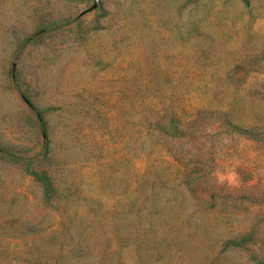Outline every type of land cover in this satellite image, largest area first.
<instances>
[{
	"label": "rangeland",
	"instance_id": "374dc122",
	"mask_svg": "<svg viewBox=\"0 0 264 264\" xmlns=\"http://www.w3.org/2000/svg\"><path fill=\"white\" fill-rule=\"evenodd\" d=\"M0 264H264V0H0Z\"/></svg>",
	"mask_w": 264,
	"mask_h": 264
},
{
	"label": "trees",
	"instance_id": "16d2710c",
	"mask_svg": "<svg viewBox=\"0 0 264 264\" xmlns=\"http://www.w3.org/2000/svg\"><path fill=\"white\" fill-rule=\"evenodd\" d=\"M23 99L26 103H28V104L30 103L29 100L27 98H25L24 96H23ZM29 105H32V104L30 103ZM31 111L35 117V121L38 125L40 133L42 134L43 137H47L48 126H47V121L45 119L43 112L34 106H31ZM225 124L230 125L232 127L231 129H234L236 132L248 134V132H247L248 130H246L240 126H236L234 124H231L230 122H227V120H226ZM174 129L178 130V127L176 126V127H174ZM250 133H252V132H250ZM30 173L38 182L41 183V185L43 187L44 199L49 200L50 198H52L55 194V187L53 186V183H52L50 176L47 175L46 173L38 172L36 170H30ZM244 239L245 238H242L240 240H232V243L240 245L243 243Z\"/></svg>",
	"mask_w": 264,
	"mask_h": 264
},
{
	"label": "clouds",
	"instance_id": "9594fccd",
	"mask_svg": "<svg viewBox=\"0 0 264 264\" xmlns=\"http://www.w3.org/2000/svg\"><path fill=\"white\" fill-rule=\"evenodd\" d=\"M217 179L221 183H223L225 180H227L228 183H230V184H234L237 181V177H236L235 173H227V174L218 173Z\"/></svg>",
	"mask_w": 264,
	"mask_h": 264
}]
</instances>
